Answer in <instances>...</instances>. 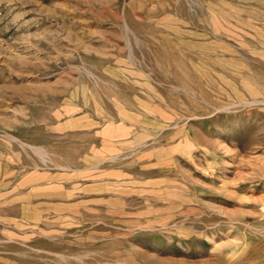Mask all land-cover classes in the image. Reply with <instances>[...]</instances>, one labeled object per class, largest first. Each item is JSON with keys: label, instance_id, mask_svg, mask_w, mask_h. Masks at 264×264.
<instances>
[{"label": "rangeland", "instance_id": "374dc122", "mask_svg": "<svg viewBox=\"0 0 264 264\" xmlns=\"http://www.w3.org/2000/svg\"><path fill=\"white\" fill-rule=\"evenodd\" d=\"M0 264H264V0H0Z\"/></svg>", "mask_w": 264, "mask_h": 264}]
</instances>
